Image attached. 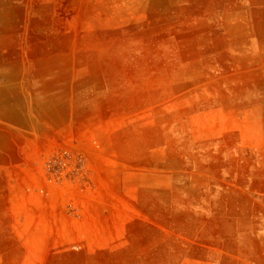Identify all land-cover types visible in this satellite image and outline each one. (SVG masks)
<instances>
[{
	"label": "rangeland",
	"instance_id": "obj_1",
	"mask_svg": "<svg viewBox=\"0 0 264 264\" xmlns=\"http://www.w3.org/2000/svg\"><path fill=\"white\" fill-rule=\"evenodd\" d=\"M0 264H264V0H0Z\"/></svg>",
	"mask_w": 264,
	"mask_h": 264
}]
</instances>
